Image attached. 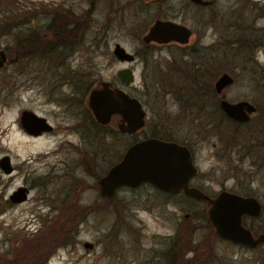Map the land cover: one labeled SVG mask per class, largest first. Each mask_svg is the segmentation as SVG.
I'll return each mask as SVG.
<instances>
[{"label": "rangeland", "instance_id": "rangeland-1", "mask_svg": "<svg viewBox=\"0 0 264 264\" xmlns=\"http://www.w3.org/2000/svg\"><path fill=\"white\" fill-rule=\"evenodd\" d=\"M7 1L9 13L12 14L13 10L21 11L22 17L18 25H12L8 32L0 35V48L4 50L6 56V60L0 66V156L6 153L13 165L10 173H4L0 169V203L3 199L8 200V204L0 212V257L7 258L16 254L21 242L28 238L37 236L42 238L41 236L52 225L55 226L54 221L64 201L67 199L65 204H68L69 198L73 197L76 200L77 209L85 207L89 212L83 211L79 217L83 220L77 227L75 240L72 237L71 242L70 240L65 243L52 242L43 247L39 246L41 257L47 256L45 264H105L112 256L111 251L106 253V245H109L110 250H116L117 244L120 248H126L129 244L109 240L106 234L110 230V223L115 215L112 211L100 212L99 208L106 205L112 206L114 201L117 205L118 202L125 200L129 208L127 212L134 214V216L130 215L131 224L136 223L135 215L141 218L147 229L165 225L167 222L136 209L141 206L145 194L153 190L147 185L135 189L121 187L116 191L114 200L108 204L102 202L98 188L93 184L97 177L119 158L130 136L104 134L93 127L83 138L78 130L70 131L67 137L71 140V144L63 142V130L60 131L59 127L62 119L56 112V106L49 101L50 95L45 89L49 71L52 69L42 63L40 58L34 59V56L28 55L26 51H24V57L20 59L17 57L16 33L23 34L33 43L37 41V46L41 47L45 37L38 34L36 28H42L44 23L49 22L51 7L58 5L61 1ZM146 1L149 2L96 0L83 38L70 53L72 65L91 69L94 80L115 79L114 72L121 65L112 57L111 46L114 42H119L126 49L137 46V32H140L139 30L151 20L156 6L160 4L158 0ZM181 1L183 0H163L162 6L176 8ZM66 3L75 12L89 4L86 0H67ZM121 6L123 17L120 16L121 11H118ZM169 11L174 12L169 9L164 13ZM197 14L198 12L187 8L180 17L191 22L192 19L196 20ZM60 15L57 14L54 18L55 22L63 18ZM118 18L123 19V22H120ZM138 44H140L139 41ZM158 54L163 56L164 50L159 52L154 50L152 54H148L145 64L140 62L138 57L133 63L136 76L129 91L139 97L146 111V121L138 131L139 136L149 135L155 130L160 133L158 125L155 127L152 122L155 115L162 113V110L154 108L155 93L164 92L165 95L161 99L170 103L171 88L177 86L186 92L185 87H191L186 80L187 76L180 72L171 71L164 74L168 63L158 60ZM205 61L203 81L206 93H214L211 89L212 81L220 72L227 71L234 80L223 88L222 96L231 101L245 98L253 103L264 105V96H262L264 68L258 67L249 60H242L240 56L230 58L227 54L221 58H213L209 54ZM204 103L206 109L204 114L201 112L200 117L202 122H205L203 126L197 122L200 118L190 121L192 114L187 112L180 118L181 122H170L169 129L177 138H185L196 146L194 151L199 179H203L206 192H215L222 186L237 191L252 190L263 204L260 218L255 222L264 223V165L257 167L252 163L253 160H259L260 150L247 153L239 159L234 149L228 147L232 141L245 145L250 140L248 137L250 135L254 139L262 138L264 131H253L255 128L251 124L261 114H253L248 122L235 124L218 108L215 96L206 95ZM24 108H30L35 113L46 116L51 123L59 126L54 131L42 135L25 134L18 124L19 112ZM166 113L172 115L173 110L169 109ZM262 119L264 121V114ZM206 122L209 123L206 124ZM197 130L200 133H196ZM235 132L237 133L233 134ZM102 133L103 136H101ZM195 141L196 144H194ZM82 156L86 157L85 160H79ZM90 170L97 173V176L90 173ZM78 179L82 182L80 187L77 190H71L74 183L79 181ZM66 184L70 186V189H62ZM18 185L27 187L26 198L18 202L9 201L8 194ZM177 201L181 206L188 205L185 202L182 204L180 199ZM51 206L54 207L53 210ZM190 206L196 209L201 204H190ZM171 208L173 211L170 222L174 225L177 219L182 217V211L177 210L175 204H172ZM155 219L157 223L162 224L156 225ZM196 221L202 223L204 220L199 218ZM118 236L121 240L129 239L128 233L124 230H120ZM83 240L93 242V248H84L81 244Z\"/></svg>", "mask_w": 264, "mask_h": 264}, {"label": "flooded vegetation", "instance_id": "flooded-vegetation-1", "mask_svg": "<svg viewBox=\"0 0 264 264\" xmlns=\"http://www.w3.org/2000/svg\"><path fill=\"white\" fill-rule=\"evenodd\" d=\"M60 1L58 5L51 7L52 10L49 12V22L44 23L42 28H36V32L42 37H45V41L47 42V45L43 44L46 46V53L40 54L39 57L36 58H40L42 63L47 64V66L52 69L49 71L50 75L45 89L50 95L49 101L56 106V112L59 118L62 119V124H60V126L55 125L51 123L46 116L36 113L44 117L49 127H38L35 123H29L30 132L22 129L24 133L29 136L52 132L58 126L60 127V131L63 130V142L69 145L71 144V140L67 135L70 131L78 130L83 138L90 133V129L93 127H95L96 131L104 132V134L129 135L130 139L127 141L128 143L126 146L141 137L155 136L162 139L174 140L186 145L190 151L193 164L197 166L194 151L196 146L185 138L179 139L174 136L169 129V123L172 121L181 122L179 121L180 118L187 112L192 114L190 121H195L200 118L202 116L201 112L204 114L206 109L204 103L206 95L215 96L217 106L221 110L219 100L224 96H222V91L221 93H217L213 90V83L220 73L227 71L220 72L212 81L211 89L214 93H206L204 91L203 66L206 63L205 58L207 55L211 54L213 58H221L224 54H227L230 58L240 56L242 60H249L258 67L264 68V0H224L223 2H221V0H183L176 8L166 6L167 9L162 6L163 0H158L160 4L156 6L153 17L141 28V30H139L140 32L136 34L140 44H138L137 41V46L133 47V49H126L118 42L126 51L132 54L131 59H117L112 53L113 44L115 42L111 46L110 53L121 65L119 68L128 67L130 69L132 78L129 81H125L117 75L116 72L119 68L114 72L115 79L94 80L91 76V69L78 68L72 65L70 53L73 51V47L81 42L84 32L88 27L90 20L89 15L92 9L90 10V5L86 4V7L75 12V10L66 3L67 0ZM141 1L143 3L149 2L146 0ZM187 8L198 12L195 18L196 20L192 19L190 22L180 17V15L185 13ZM169 9L174 10V12L169 11L168 13H164V11ZM60 10H63V13L57 12ZM88 10L90 11L89 13L87 12ZM118 11H121L120 16L123 17L122 6L118 8ZM57 14H61L60 16L63 18L55 22L56 20L54 18ZM155 19H165L178 23L188 28L190 32L187 38L183 40L172 39L166 42L149 40L145 42L142 37ZM118 20L123 22L121 18H118ZM26 36L28 37V34H26ZM30 42L31 40L28 41L25 37L24 43L28 44ZM162 49L164 50V55L158 54L157 59L164 60L166 64L168 63L167 70H165V72L163 71L164 74L170 73L171 71L180 72L184 74L185 77L187 76L186 80H188L191 87H185L187 90L186 92L177 86L169 90L172 92L170 103L174 107L164 99H161L165 95L164 92L155 93L154 99L156 105H154V108L157 107L162 110V113L161 115H155L152 122L154 123L153 126L157 127L158 125L160 133L155 130V132L149 135L139 136L138 131L144 126L146 121V111L139 97L132 91H129L136 76L133 63L138 57V60L145 64L148 54H152L154 50H158L159 52ZM175 52L177 54H175ZM33 58L35 59V57ZM157 65H159L158 62ZM156 69H158V66H156ZM227 73L230 74L229 72ZM231 77L232 83L234 77L232 75ZM99 80L111 82L112 85L122 89L128 96L134 97L139 101L145 111L144 123L142 126L130 131L119 130L116 128L115 123L121 119L120 114L112 115L110 121L104 124L98 123L95 120L86 104V99L89 90ZM262 96H264V94H262ZM237 100H246L253 105V109L247 113V117L244 120H235L221 110L224 115L235 124H241L251 120L253 114H261L260 117L255 118L254 123L251 124L252 127L255 128L253 131H264V121L262 119L264 105H259L256 102L253 103L245 98ZM169 109L173 110L172 115L166 113ZM197 122L200 126L205 124V122H202L201 118ZM208 123L209 122H206V124ZM196 133H200L199 130H197ZM236 133L237 132L233 134ZM101 136H103V133ZM248 137L250 140L245 145L232 141L228 147L234 149L239 159L247 153L250 154L252 151L260 150L261 155L259 156V160H253L252 163L257 167L263 166L264 136L262 138L256 137L255 139L252 135ZM194 144H196V141ZM126 146L123 148L120 155ZM85 158L86 157L82 156L79 157V160H85ZM10 165L11 172L13 170L11 162ZM143 185L150 186L153 190L145 194L141 206L136 209L152 214L154 218H158L160 221L164 220L167 223L161 225L162 223H157V219H155V224L161 226L147 229L146 224L142 222L141 218L135 215L134 220L136 223L131 224L129 220L131 218L130 215L134 216V214L127 212L129 208L125 204L126 201L122 199V202H118L117 205L116 201H114L112 202V206L106 205L99 208L98 210L100 212L104 210H106V212L112 211L115 215L110 223V230L106 234L109 240L111 242L123 241L129 244L126 248H120L119 244H117L116 250H110L109 245H106V253L111 251L112 256L109 257L105 264H264V241H259L254 246H251L219 235L206 217L205 199H195L182 190L174 192L165 190L149 182H141L135 186L120 185L110 196L98 194L102 202L108 204L111 200H114L116 191L119 188L128 187L135 189ZM188 185L201 189L210 197L216 195L220 190L226 189L222 186L215 192H206L203 179H199V169L196 174L189 177ZM226 190L233 191L240 195H253L257 198L252 190L245 189L243 191H237L231 188ZM71 199L73 201L72 203L76 205V200L73 197H71ZM177 199H180L182 204L185 202L188 205L181 206ZM172 204L177 206V210L182 211V217L177 219L174 225L170 222L172 221ZM190 204H201V206L194 209ZM260 204L261 209L257 215L243 214L241 216L242 225L250 231L253 238H256L260 233H264V223L255 222V220L260 218L259 216L262 213L263 204L262 202H260ZM84 208L85 207H79L77 209V207H75L74 209L76 212L80 211L79 214H82L83 211L89 213L88 209ZM93 209L95 210V208ZM93 209L90 208V210ZM200 214H203L204 217ZM74 218L75 222L73 225L72 237L75 240L78 230L77 227L83 219ZM199 218H202L204 221L202 223L196 221ZM120 230H124L128 233L129 239L127 241L129 243L119 238L118 232ZM84 241L88 240H83L81 242L84 248H93V242L88 241L91 243V246H84Z\"/></svg>", "mask_w": 264, "mask_h": 264}, {"label": "water", "instance_id": "water-1", "mask_svg": "<svg viewBox=\"0 0 264 264\" xmlns=\"http://www.w3.org/2000/svg\"><path fill=\"white\" fill-rule=\"evenodd\" d=\"M189 32L188 28L178 23L155 19L142 39L145 42L183 40ZM112 53L119 60L132 58V54L118 42L113 44ZM5 60V52L0 48V66ZM116 73L125 81L132 78L128 67L119 68ZM231 81V75L222 72L214 80L213 90L221 93ZM86 104L95 120L101 124L109 122L112 115L120 114L121 119L115 123L119 130H134L144 123L145 111L139 101L106 80H99L93 85L88 92ZM219 106L226 115L235 120H244L253 109V105L246 100L229 101L224 97L220 98ZM18 122L23 130L29 132V123H35L38 127H49L44 117L26 108L20 110ZM0 169L4 173L11 170L6 153L0 156ZM197 170L186 145L174 140L145 136L127 145L120 157L97 177L96 183L98 193L102 196L112 195L120 185L135 186L141 182H149L173 192L182 190L195 199L206 200V217L219 235L251 246L264 241V233L253 238L241 223L243 214L257 215L260 212L259 200L253 195H240L226 189L210 197L201 189L188 185L189 177L196 174ZM27 191L26 186L18 185L8 194V199L12 202L24 200ZM84 246H91V243L84 241Z\"/></svg>", "mask_w": 264, "mask_h": 264}, {"label": "trees", "instance_id": "trees-1", "mask_svg": "<svg viewBox=\"0 0 264 264\" xmlns=\"http://www.w3.org/2000/svg\"><path fill=\"white\" fill-rule=\"evenodd\" d=\"M96 0H88L89 5H90V10L94 8V3ZM2 8V9H1ZM21 10V9H19ZM0 35L8 32L10 27L16 26L20 23L21 20V11H12V14L9 13L8 9V1L7 0H0ZM63 10L57 11L58 13L62 12ZM88 13L90 12L89 10L87 11ZM63 13V12H62ZM11 21V22H10ZM10 22V23H9ZM13 23V24H12ZM24 35L21 33H16V49H17V57L20 59L25 56L24 51L29 55H32L34 57L39 56L40 54H45L46 52V46L47 42L45 41L41 47L37 46V41L36 42H30L28 44L24 43ZM35 39V37L33 38ZM35 41V40H34ZM48 47V46H47ZM225 116V115H224ZM226 117V116H225ZM90 173H93L94 176H97V173L95 174L90 170ZM79 181L74 183L73 188L71 190H77L81 183L80 179ZM94 186L97 187V183L94 182ZM62 189H70L69 185H65L64 188ZM67 200V199H66ZM66 200L64 201L62 205V209L60 212L57 214V218L54 221V225L50 229H48L41 237L39 238L38 236L36 238H28L25 241H22L20 246L16 250V254H12L11 257L7 258H1L0 257V264H45L46 255H43L41 257V251L39 248L49 245L52 242H67L72 240L73 236V225H74V217L79 218L81 214H79L80 211H75L76 205L73 204L72 199L69 198L68 204H65ZM8 204V200L3 199L1 200L0 203V212L2 209ZM53 206V205H52ZM51 206V209L53 210L54 207ZM202 212V211H201ZM203 213V212H202ZM202 217H204L203 214H200ZM46 252V251H45Z\"/></svg>", "mask_w": 264, "mask_h": 264}]
</instances>
